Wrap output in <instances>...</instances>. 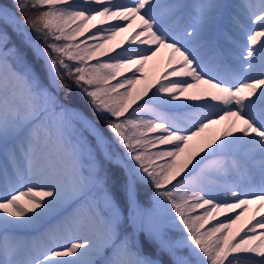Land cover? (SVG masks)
<instances>
[{"label":"snow or ice","instance_id":"obj_1","mask_svg":"<svg viewBox=\"0 0 264 264\" xmlns=\"http://www.w3.org/2000/svg\"><path fill=\"white\" fill-rule=\"evenodd\" d=\"M0 264H264V0L0 3Z\"/></svg>","mask_w":264,"mask_h":264},{"label":"rangeland","instance_id":"obj_2","mask_svg":"<svg viewBox=\"0 0 264 264\" xmlns=\"http://www.w3.org/2000/svg\"><path fill=\"white\" fill-rule=\"evenodd\" d=\"M228 2L234 3V2H240V0H228ZM137 23H138V20H137ZM122 32H125V34H123ZM122 32L118 33L110 41H107V42L99 41V43H103L105 48L114 46L116 43L126 40V38L131 34V29H126L125 31H122ZM153 59L155 61H153ZM166 59H167V50L162 49L161 52L157 55V57L152 58L149 65L146 63L147 65H145V67L143 69V72L145 73V79L139 80L138 83L134 86V88L132 89L134 95L136 94V92L138 90H141L145 84L153 83L161 75V73L165 70ZM215 64L218 66L219 71H221V72L226 71V69H227L226 62H223V61L217 59L215 61ZM196 91H197V89H189L188 92L184 93V96H189V95L195 94ZM187 111H189V110L173 111V112H170L169 115H172L174 117L182 118V119L186 120L187 116L185 115V113ZM222 127H223L222 124L213 126V128L217 131ZM209 134L210 133L206 132L205 136H207ZM198 142L199 141H193L190 143H192L193 146H195ZM181 158H183V157H181ZM254 209H255V204L251 205L249 207V209L247 211H245L243 215H241L240 220H238L236 222V224L233 225V229H232L233 232L236 229L242 227L247 222V220L250 219V217L252 216L251 213L254 212Z\"/></svg>","mask_w":264,"mask_h":264},{"label":"trees","instance_id":"obj_3","mask_svg":"<svg viewBox=\"0 0 264 264\" xmlns=\"http://www.w3.org/2000/svg\"><path fill=\"white\" fill-rule=\"evenodd\" d=\"M0 3L3 4H10L11 0H0ZM9 35L11 37L8 47L16 46L21 52L27 53L29 60H32L31 52L30 50L21 43V38L17 36L14 32H12L11 28L8 29ZM61 99L64 100L65 103L70 104L74 107H81L84 108V110H87L84 106L83 100L80 98L79 94L76 91H72L68 94L67 97H65L64 92H61ZM122 179V175L120 176ZM151 196V189L150 188H141L140 190V199L141 203L147 205L149 203ZM166 259V257H165Z\"/></svg>","mask_w":264,"mask_h":264},{"label":"bare ground","instance_id":"obj_4","mask_svg":"<svg viewBox=\"0 0 264 264\" xmlns=\"http://www.w3.org/2000/svg\"><path fill=\"white\" fill-rule=\"evenodd\" d=\"M122 33L125 34V32H122ZM153 58H154V57H153ZM151 60H152V59H150V60L147 62L148 65L150 64V61H151ZM153 61H155V60L153 59ZM147 64H146V65H147ZM197 214H199V213H197ZM243 214H244V213H243ZM243 214H242V215H243ZM251 214H253V212H252ZM247 215H248V214H247Z\"/></svg>","mask_w":264,"mask_h":264}]
</instances>
